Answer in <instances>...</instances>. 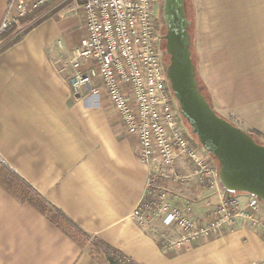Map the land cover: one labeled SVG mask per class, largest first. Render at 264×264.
I'll return each mask as SVG.
<instances>
[{
  "label": "crops",
  "instance_id": "0c3cea01",
  "mask_svg": "<svg viewBox=\"0 0 264 264\" xmlns=\"http://www.w3.org/2000/svg\"><path fill=\"white\" fill-rule=\"evenodd\" d=\"M7 3L0 0V20ZM189 6L197 74L210 106L264 141V0H190ZM64 12L0 45L1 163L86 235L139 264H264L260 233L241 221L164 254L156 243L163 226L146 233L132 218L148 168L104 94H72L67 63L82 35L73 30L72 36L76 24ZM192 184H170V199L204 224L205 202L217 203L223 191L218 184L194 191ZM80 241L0 184V264H104Z\"/></svg>",
  "mask_w": 264,
  "mask_h": 264
},
{
  "label": "built area",
  "instance_id": "2783aa9c",
  "mask_svg": "<svg viewBox=\"0 0 264 264\" xmlns=\"http://www.w3.org/2000/svg\"><path fill=\"white\" fill-rule=\"evenodd\" d=\"M62 3L68 4L66 12L80 11L83 21V34L67 63L72 94H104L125 134L137 139L138 159L148 168L143 198L132 212L141 229L152 233L163 226L156 243L164 254L216 237L237 221L257 229L264 241V204L253 195L223 191L217 203L206 201L204 224L188 205L170 199V184L193 182L194 191L212 187L218 184V169L188 134L172 95L154 14L156 0H8L0 20V44L16 38L8 33L15 25L27 21V28Z\"/></svg>",
  "mask_w": 264,
  "mask_h": 264
},
{
  "label": "water",
  "instance_id": "95a60500",
  "mask_svg": "<svg viewBox=\"0 0 264 264\" xmlns=\"http://www.w3.org/2000/svg\"><path fill=\"white\" fill-rule=\"evenodd\" d=\"M166 77L190 133L219 165L228 193H246L264 204V145L219 116L200 93L191 60L189 21L183 0H163Z\"/></svg>",
  "mask_w": 264,
  "mask_h": 264
},
{
  "label": "trees",
  "instance_id": "16d2710c",
  "mask_svg": "<svg viewBox=\"0 0 264 264\" xmlns=\"http://www.w3.org/2000/svg\"><path fill=\"white\" fill-rule=\"evenodd\" d=\"M162 4H163V0H162ZM188 34L190 35V41H191L190 24L188 25ZM190 46H191V44H190ZM163 51H165V41H164V44H163ZM190 52H191V47H190ZM166 58H167L166 63H168V55L167 54H166ZM191 60H192V63L194 65V68H195V80H196V83H197L198 90L204 96L205 100L209 103L208 96H207L205 90L203 89V87L201 86L200 79H199V76L197 74L195 59L193 58L192 53H191ZM183 121L186 124L184 119H183ZM250 135L252 136V138L257 143H259L261 145H264V141L263 140L256 138L251 133H250ZM192 136L197 141L196 137L194 135H192ZM218 167H219V165H218ZM6 170H7V177L8 178L6 177L7 178L6 182H4V183L0 182V184H2V186L5 187V189H6V191L8 193H10L12 196L17 198L21 202L28 203V204L32 205L33 207H35L38 211H40L41 213L45 214L47 219L50 222H52L53 224H56L60 228H62V226L59 224L60 220H63L64 222L68 223L70 225V228L73 229L72 231H75V233L77 234L78 237L83 238V239H85V240H87V241H89L91 243V246H92L93 249L100 250V249H102L100 247H103L104 250H101V252H102V255L105 258H103L101 260H102V262H104V264H139V263L135 262L134 260H132L131 258H129L128 256H126L120 250L112 247L111 245L107 244L106 242H104V241H102L100 239H97V238H91L88 235H86V233H84L60 209H58L54 205H52L49 202H47L35 189H33L28 183H26L23 179H21L13 171H11L8 168ZM15 186L16 187H18V186L22 187L21 190H20L21 194L23 195L22 199H20V197L13 192L12 189ZM30 194L33 195V197H32L33 199L25 198L26 196H28ZM51 215H53V217H51ZM66 233H68V232H66ZM68 235L71 236V237L74 236L73 234L71 235L70 233H68Z\"/></svg>",
  "mask_w": 264,
  "mask_h": 264
},
{
  "label": "rangeland",
  "instance_id": "374dc122",
  "mask_svg": "<svg viewBox=\"0 0 264 264\" xmlns=\"http://www.w3.org/2000/svg\"><path fill=\"white\" fill-rule=\"evenodd\" d=\"M189 1L190 0H183V4H184V9H185L186 17H187V19H188V17L190 19V21H189L190 29H191V46L190 47H191V53L193 55V58L195 59L196 58L195 57V53L193 52L195 50V45H196V43H195V28H194V24H193V16H194L195 13L193 11H191V8L189 6ZM67 5L68 4H66V3H62V4L58 5L56 7V9H54L53 11H51L50 13H48L46 16H44L43 18H41L39 21L35 22L34 24L30 25L27 28H23L24 25H25L24 23H26L27 21L21 22L18 25H15L14 27H12L8 31V33H12L13 36L16 37L14 40H17L18 37L22 36L24 33H26L31 28H33L38 22H40V21H42V20H44V19H46V18H48V17H50L52 15H55L56 12L60 11L63 8H66ZM186 5H187V11H186ZM162 8H163L162 0H156V5H155V8H154V14H155V19H156V25H157V28L159 29V32H160L161 38H162L160 48H161V51L163 53V44H164V35L163 34L166 32V27H165V24H164L163 10H162ZM64 15L65 16H72V20L75 21V24L76 25L74 26V29L72 28V36L75 37L76 32H74V31H76V30H80L81 31V35H82L83 34V21H82V17H81L80 11H78V10L77 11L72 10L70 12L69 11L68 12H64ZM21 30H23L24 32L21 31ZM8 33H7V35H8ZM4 39H5V36L1 37V42ZM9 42H11V41H8V43ZM4 43H5L4 41L1 43L2 44V47L5 45ZM8 43H6V44H8ZM165 59L167 60L166 56H165ZM175 103L178 106V103H177L176 99H175ZM186 129L188 131V134L191 135L190 129H189V126L188 125H186ZM191 137L193 138L192 135H191ZM212 159L214 161L213 162L214 165L217 166V169H218V172H219V167L217 165L218 164L217 161L214 159L213 156H212ZM6 169H7V167L0 162V182H2V183L6 182V180L8 178L7 177V170ZM217 179H218V185L220 186L221 190L224 191V192H226L225 189H223L222 184L219 181V175H218V178ZM206 187H208V186H206ZM21 188H22L21 186H18V187L15 186L12 189L13 192L20 197V199L23 198V195L20 192ZM32 197H33V195L30 194V195L26 196L25 198L33 199ZM51 217H53V215H51ZM59 224L62 226V228L66 232L70 233L71 235L73 234L74 236L77 237V234L75 233V231H72L73 229L70 228V225L68 223L64 222L63 220H60L59 221ZM78 239L81 240L80 242L83 244L84 248L88 249L89 251H92V254H93V256L95 258L100 259V260L103 259V258H105L102 255V252H101V250H104L103 247H100V248H102L100 250L93 249L91 247V243L90 242H87V240H85L83 238H80V237H78Z\"/></svg>",
  "mask_w": 264,
  "mask_h": 264
}]
</instances>
